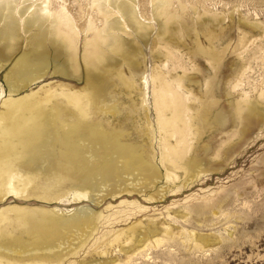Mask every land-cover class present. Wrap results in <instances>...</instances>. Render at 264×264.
<instances>
[{
	"label": "rangeland",
	"instance_id": "374dc122",
	"mask_svg": "<svg viewBox=\"0 0 264 264\" xmlns=\"http://www.w3.org/2000/svg\"><path fill=\"white\" fill-rule=\"evenodd\" d=\"M135 1L139 11L150 8L149 0ZM177 1L172 0L170 7L177 23L165 40L159 37L157 21L145 19L151 25L149 35L138 38L126 29L121 36L131 42V51L116 55L117 60H108L98 71L89 70L91 74L81 57L84 37L90 32L77 30L78 73L68 70L62 55L56 56L47 44L46 69L15 92L8 91L7 74L21 58L29 63L37 58L26 44L30 31H21L14 14V48L2 49L0 41V118L3 103L15 101L20 108L15 122L24 120L21 134H26L31 127L28 117H48L58 103L65 106L55 119L58 145H67L81 126L89 138L99 134L102 139L100 146L84 142L89 149L84 163L69 172L73 176L68 179L48 178L52 165L47 163L38 171L22 168L11 181L14 192H6L8 184L0 189L4 216L31 211L32 217L52 224L80 213L91 217L89 227L72 229L68 239L52 250L61 260L50 264H264V119L249 116L250 106L264 108V0H181L182 9ZM62 3L71 16L80 15L77 29L89 16L99 23L100 15L89 9L87 0H51L50 6ZM211 15L215 22L209 21ZM201 18L206 22L202 28L197 23ZM169 51L182 57L185 68L166 69ZM59 68L67 72L61 74ZM93 74L106 83L105 104L113 109L97 111L87 82ZM152 81L158 93L165 82L174 87L175 103L164 107V112L166 117L178 114L182 133L175 137L164 136L158 127ZM235 82L238 85L233 87ZM62 90L74 93L73 100ZM37 100L41 103L31 109L29 102ZM221 112L225 116L220 122ZM3 124L0 119V129ZM162 139L184 150L178 166L167 156ZM112 142L134 153L144 167L155 169L156 176L145 180L130 170L105 180L98 171L102 167L95 164L114 156ZM56 155L60 160L59 152ZM73 190L88 197L72 200L68 194ZM18 230L15 226L7 240L12 241ZM27 233L21 229L22 238ZM142 238L148 244L145 248L136 243ZM155 239L161 242L153 243ZM17 245L33 246L28 239ZM129 254L131 260L125 263Z\"/></svg>",
	"mask_w": 264,
	"mask_h": 264
},
{
	"label": "bare ground",
	"instance_id": "6f19581e",
	"mask_svg": "<svg viewBox=\"0 0 264 264\" xmlns=\"http://www.w3.org/2000/svg\"><path fill=\"white\" fill-rule=\"evenodd\" d=\"M29 1L30 0H0V41L3 42L2 49L3 47L8 50L14 48L12 41L16 38V21L14 18V14H16L19 18L20 28L22 29L21 31H30L26 39V44L32 51L36 52L35 56L37 57L34 59L35 61H32L31 63H29L28 60L21 58L18 65L7 74L6 86L10 92L17 91L18 88H22L24 85L26 86V84L33 81L36 77L41 76L47 67V63L43 59L45 58V52H47V44L53 47L54 53L57 54L56 56L62 55L68 70H71L73 73H78L79 54L76 44L77 30L82 33L90 32L84 37L81 57L83 68H85L86 73H91L89 70L92 69V71H98L104 63L108 62V60H117L116 55L126 56L127 53L131 51L132 47L129 45L131 42L121 36V33L127 34L126 29H130L138 38L147 37L151 25L149 22L145 23L144 21L145 19H153L154 21H157L159 37L162 40H165L164 38L170 36L169 30H171L172 25L177 23L176 13L170 11L172 0H149L148 3L150 4V8H144L143 11L137 10L135 0H87L89 9L100 15L98 19L99 23L96 24L93 18L89 16L83 22L81 29L76 28V23L78 18H80V15L75 14V17L73 15L71 16L69 14V8L65 7L63 3L59 4L58 7H54L50 6L51 0H39V3H29ZM182 1H177L178 8L180 9L185 7V3ZM25 2L28 4L23 5ZM31 6H33V9H30ZM190 7L193 9L195 15L197 12L196 9L192 5ZM141 12H143V15ZM205 12L206 11H204L203 14ZM144 15H148L147 18H143ZM211 17L212 18L209 21L215 22L217 20L214 15H211ZM142 18L144 20H142ZM199 18L200 15L196 14V19ZM197 23L202 28L206 22L201 18ZM169 53L171 54V61L167 64L166 69L169 70L170 68H173L175 70L179 67L185 66V61H182L180 55L172 51H169ZM59 72L64 74L67 70L59 68ZM95 76H97V74L91 75L87 79V82L93 100L97 105V111L102 112L105 109H113L112 104H105L108 101L106 99V92L108 89L106 83L103 81H101V83L99 78L96 79ZM237 85V82H235L233 87ZM152 86L153 95L155 97L154 104L159 125L158 127L164 131V136L173 135L175 137L182 133V129L178 126V114L174 112L172 116L166 117L164 112V107L167 108L170 103H175L174 87L171 83L165 82L162 87H160V92L158 93L155 91L156 86H154L153 81ZM61 93L68 97L69 101L73 100L75 95L74 93L71 95L67 90H62ZM40 103L39 100L32 103L29 102L32 106L31 109L34 108V105H39ZM180 103L181 102H179V104ZM16 104L18 103L13 100L10 102H4L1 110L2 117L0 118L4 121L3 128L0 129V189L4 186L6 187L8 184L9 186L6 189V192L8 193L14 192V189L11 186V181L13 177L21 172L22 168L25 169L28 167L32 171H38L45 169L47 163H49L52 165L48 175V178L51 180L59 181L61 179L64 180L72 177L73 174H69V172L73 171V169H77L79 165H83V155L89 150L84 142L90 141V143H93L92 145L99 144V146L101 144V136H99V134L95 135L93 138H89L88 135H86L85 126H81L80 130L76 131L75 135L69 139L67 145H58L59 135L55 119L57 117V111L65 107L63 105L64 107L62 106L61 108V105L58 106V103L53 106L54 108H52V112H49L50 115L48 114V117H41L38 114L33 115L34 118L28 117L29 120L31 119V127H28L27 129L29 133L21 134L23 130H21L20 124H22L24 120H21V122L19 121V125L15 122L16 119H18V116L15 115L20 109ZM249 109V116L252 118L260 116L264 119L263 107L254 105L253 107L250 106ZM224 116L225 112L218 114L217 121L221 122ZM109 138H106V143H109ZM80 142H82V144ZM56 144L57 147L55 146ZM110 147L114 149V156L111 154L103 164L101 161V164L97 162L95 164L97 167H102V169H99L98 171L100 174H104L105 180L114 178V175H117L118 171L127 172L130 170H136L145 180H152L156 176L155 169L152 167H144L141 160L136 157L134 153L124 149V146L120 147V144L117 145L112 142ZM162 147L167 150V156H170L169 158H171L174 165L178 166L179 161L184 154V150L179 147V145H170L166 139L163 140ZM58 152L60 155L59 159L62 162L57 158L56 154ZM14 155L17 157H13ZM58 161L61 163H58ZM63 162L65 166L69 164L68 168L66 166L65 169L64 164H62ZM68 195H71L72 200L79 198L85 199L88 197L86 192L76 190L71 191ZM90 220L91 217L84 213H80L79 215L72 216L68 219H63L59 223L52 224L50 221L42 217H32L31 211L29 213L24 212L21 214V210H18L12 216H4L0 213V248H3V251H0V264H50L53 262H59L61 260L60 255H52V250L55 247H58L61 242H65L66 239H68V233L72 229L84 231V227H89L88 225L91 223ZM2 222L8 223L1 224ZM15 226H19L20 230L14 233L15 236L12 241H8L7 237L10 236L8 233L10 231L12 232ZM21 229L28 231L23 238L21 237ZM21 239H28L33 246L17 248L16 246H19L17 244L21 243ZM113 242H116V239L113 240ZM144 242L145 238L136 241V243L140 244V247L142 248L148 246V244L145 245ZM160 242V239H155L153 241V243L156 244H159ZM31 250H38L41 254L37 251V254L35 255L21 257V254H26ZM130 260L131 254L126 256L125 263H128Z\"/></svg>",
	"mask_w": 264,
	"mask_h": 264
}]
</instances>
